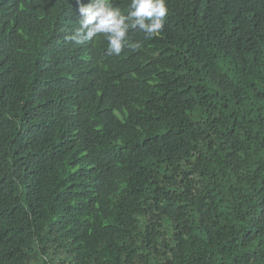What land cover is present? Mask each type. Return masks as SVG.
Returning <instances> with one entry per match:
<instances>
[{
    "label": "trees",
    "instance_id": "16d2710c",
    "mask_svg": "<svg viewBox=\"0 0 264 264\" xmlns=\"http://www.w3.org/2000/svg\"><path fill=\"white\" fill-rule=\"evenodd\" d=\"M166 6L108 55L0 0V264H264V0Z\"/></svg>",
    "mask_w": 264,
    "mask_h": 264
},
{
    "label": "clouds",
    "instance_id": "9594fccd",
    "mask_svg": "<svg viewBox=\"0 0 264 264\" xmlns=\"http://www.w3.org/2000/svg\"><path fill=\"white\" fill-rule=\"evenodd\" d=\"M77 4L78 26L66 39L84 45L103 36L108 55H119L125 48H139V43L129 39V31L138 29L145 39H150L163 30L168 14L166 0H130L127 12L115 6L113 0H89L88 3L77 0Z\"/></svg>",
    "mask_w": 264,
    "mask_h": 264
}]
</instances>
